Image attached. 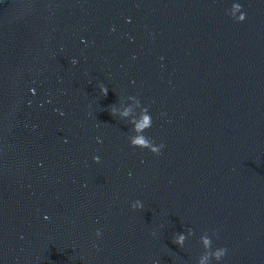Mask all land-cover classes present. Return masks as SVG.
<instances>
[{"label":"water","instance_id":"water-1","mask_svg":"<svg viewBox=\"0 0 264 264\" xmlns=\"http://www.w3.org/2000/svg\"><path fill=\"white\" fill-rule=\"evenodd\" d=\"M231 2L0 0V264H198L205 234L264 264V0Z\"/></svg>","mask_w":264,"mask_h":264},{"label":"clouds","instance_id":"clouds-1","mask_svg":"<svg viewBox=\"0 0 264 264\" xmlns=\"http://www.w3.org/2000/svg\"><path fill=\"white\" fill-rule=\"evenodd\" d=\"M226 13L232 17L236 22H242L245 19V12L242 10V4L238 0H232L230 8L226 9ZM72 63H76L73 59ZM34 91V89L32 90ZM100 91L102 94L107 93V88L104 85H100ZM137 107L140 108L139 115L136 119L132 121L134 135L129 137L128 142L133 147H138L141 149H147L153 154H159L160 150L163 148V144L154 143L149 137H147L144 132L146 129L152 126V116L149 113L147 107H142L140 102L137 101ZM130 107L110 109L112 115L127 116L130 112ZM93 160L98 161V156H93ZM131 207L134 209L142 208V202L140 200H135L131 203ZM100 230H96V235L100 236ZM185 236L183 233H179L175 236L174 242L177 245L183 246ZM201 241L206 249L205 253L199 258L198 264H210L211 261L215 260L217 264L222 260L226 254V248L224 247H212V238L207 234L201 236ZM158 264V262H154Z\"/></svg>","mask_w":264,"mask_h":264}]
</instances>
